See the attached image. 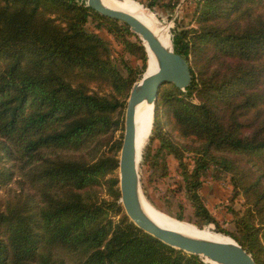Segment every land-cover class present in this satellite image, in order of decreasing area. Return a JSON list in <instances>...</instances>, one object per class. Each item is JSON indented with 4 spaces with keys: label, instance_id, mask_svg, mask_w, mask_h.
I'll use <instances>...</instances> for the list:
<instances>
[{
    "label": "trees",
    "instance_id": "obj_1",
    "mask_svg": "<svg viewBox=\"0 0 264 264\" xmlns=\"http://www.w3.org/2000/svg\"><path fill=\"white\" fill-rule=\"evenodd\" d=\"M89 20L145 70L138 36L86 0H0V185L14 173L28 184L0 201V264H209L123 211L115 172L122 142L111 138L140 72L118 69ZM195 23L173 36L190 83L160 86L150 139L179 160L194 214L264 264V0H199ZM184 151L194 155L190 171ZM209 164L229 172L243 196L234 232L219 229L200 198ZM102 185L109 198L97 196Z\"/></svg>",
    "mask_w": 264,
    "mask_h": 264
},
{
    "label": "rangeland",
    "instance_id": "obj_2",
    "mask_svg": "<svg viewBox=\"0 0 264 264\" xmlns=\"http://www.w3.org/2000/svg\"><path fill=\"white\" fill-rule=\"evenodd\" d=\"M133 1L137 2L142 7L145 14L153 18L157 27L167 32L172 47L173 36L176 32L196 27L195 8L199 0ZM86 28L107 40L111 57L124 75L127 73V67L130 66L135 73L140 72L139 78L135 82L139 81L144 76L148 67V54L146 55V68L143 71V62L139 55L123 51L122 45L112 35L107 33L105 28L96 27L95 22L91 20L86 24ZM129 38L135 41L134 37ZM126 103L121 116L122 122L120 128L112 134L111 140L113 142L119 140L122 142ZM152 112L153 116L149 133L142 145V154L138 162L140 189L143 194L141 199L158 212L180 223L187 224L198 230L228 237L229 235L224 232L217 231L213 223L206 224L201 218L194 214L192 203L184 189L179 160L166 149L162 148L157 138L152 137V139H150L154 110ZM162 112L163 111H160V119L161 122H165ZM164 128L167 130V133H170L171 137H175V141L178 142V144L185 143V140H181L172 130L169 131L168 125H164ZM106 148H108V146L103 147L102 150H106ZM119 151L120 150L116 151L117 159ZM89 152L90 150H85L82 153L87 156ZM193 158L194 155L192 153L184 151L183 160L187 163V169L189 171L194 167ZM12 165L13 163L10 161L4 162L5 168H12ZM115 172L118 177V168ZM12 177L13 178L7 184L0 185V201L2 202L8 198H12L15 194L22 193L23 190V193H25L27 190L28 184L26 182L20 183L23 178L19 176L18 173H14ZM200 179L202 181V185L199 189L200 198L211 216L218 222V228L234 232V221L237 215L241 214L244 210V199L240 192H233L230 173L214 164H209L200 172ZM23 186L24 188L22 189ZM96 193L97 196L109 198L106 194L105 185L97 187ZM117 218L118 217L115 216L114 219L116 220ZM203 259L207 262L205 258Z\"/></svg>",
    "mask_w": 264,
    "mask_h": 264
},
{
    "label": "water",
    "instance_id": "obj_3",
    "mask_svg": "<svg viewBox=\"0 0 264 264\" xmlns=\"http://www.w3.org/2000/svg\"><path fill=\"white\" fill-rule=\"evenodd\" d=\"M86 6L101 15L125 23L141 41L147 43L157 62L155 72L143 76L132 85L126 103L124 134L117 167L119 202L124 213L142 231L172 248L198 255L204 262L206 261L203 258L218 264H256L247 248L241 246L230 236L227 240L220 241L185 235L162 227L144 211L138 173V158L141 157L142 150L137 154L135 109L139 103L146 101L152 105L154 110L159 88L165 83H172L184 90L191 80L189 65L183 56L174 51L172 44L169 47L165 46L148 26L133 15L107 7L101 0H86ZM145 52L147 55L146 48Z\"/></svg>",
    "mask_w": 264,
    "mask_h": 264
},
{
    "label": "bare ground",
    "instance_id": "obj_4",
    "mask_svg": "<svg viewBox=\"0 0 264 264\" xmlns=\"http://www.w3.org/2000/svg\"><path fill=\"white\" fill-rule=\"evenodd\" d=\"M101 2L107 7H110L116 10H121V11H124V12H127L133 15L134 17L139 19L141 22H143L146 26H148L157 35V37L160 39V41L165 46H168V47L170 46V41H169L167 32L157 27L153 18L145 14L142 10V7L137 2L133 0H101ZM142 42L145 45L144 47L147 49V54H148V59H149L148 67L144 73V76H148L157 70V62L152 52L149 50L147 43L145 41H142ZM152 111H153L152 105L150 103H147L146 101H143L136 106L135 136H136L137 154L141 151L142 145L148 136L152 114H153ZM138 162H139V158H138ZM141 201H142L143 209L149 215V217L153 219L157 224L161 225L164 228L175 230L182 234L193 236V237H199V238H205V239H211V240H220V241L228 239V237L221 236V235L214 234V233H209L207 231L198 230L187 224L180 223L170 218L169 216H166L158 212L153 207L147 205L142 199ZM206 260L207 262L211 264H218L208 259Z\"/></svg>",
    "mask_w": 264,
    "mask_h": 264
}]
</instances>
